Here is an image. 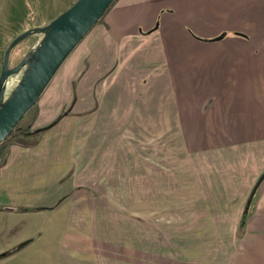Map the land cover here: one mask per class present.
Wrapping results in <instances>:
<instances>
[{
    "label": "rangeland",
    "instance_id": "374dc122",
    "mask_svg": "<svg viewBox=\"0 0 264 264\" xmlns=\"http://www.w3.org/2000/svg\"><path fill=\"white\" fill-rule=\"evenodd\" d=\"M76 1L0 0V74L5 51L15 37L26 30L47 26ZM104 17L95 29L101 28ZM41 39V35H33L19 43L12 51L10 67L18 65ZM202 44L210 43L199 40ZM84 45L83 40L18 129L0 146V170L14 143L32 144L43 138L42 133L26 141L23 138L24 133L39 125L37 119L41 114L67 111L69 90L79 82L73 80L84 78ZM182 58L186 63L182 74L177 75L172 69L173 78L169 77L172 66L165 65L162 59L154 62L155 68L140 57L139 63L129 69L111 71L107 94L98 92L96 96L101 99L91 102L92 109L80 116L64 117L45 134L44 155L57 154L52 155L56 158L52 164L47 165L45 160L44 189L54 196H62L68 190L83 191L86 195L68 197V202L114 207V213L101 215L98 211L97 215L107 216L108 243L118 247L124 243L127 258L132 256L135 240L141 257L146 259L155 240L158 243V239L181 237L199 241V264H228L233 255L237 259L243 250L235 233L243 219L246 200L240 195L246 192L251 178L250 149L229 147L242 142L243 135L238 139V134L194 133L198 128L205 130L202 126L215 129L222 104H227L217 94L210 95L211 87L204 89L210 100L199 102V66L188 63L186 53ZM22 73L9 78L7 96ZM55 100H59L57 111ZM201 106L212 116L199 125ZM180 110L185 114L198 113L194 119L183 117L181 122ZM53 118L46 120L52 122ZM71 169L72 175L65 178ZM57 174L59 182L46 178ZM18 179L13 175L10 181L6 180L5 191L21 194L25 187ZM8 202L17 205L13 199Z\"/></svg>",
    "mask_w": 264,
    "mask_h": 264
},
{
    "label": "crops",
    "instance_id": "0c3cea01",
    "mask_svg": "<svg viewBox=\"0 0 264 264\" xmlns=\"http://www.w3.org/2000/svg\"><path fill=\"white\" fill-rule=\"evenodd\" d=\"M101 24L84 39V78L73 80L79 82L69 90L68 115L67 111L41 114L39 125L23 138L26 141L39 133L43 138L32 144L14 143L7 152L0 170V205L14 210H0V264H199V241L181 237L155 240L146 259L135 240L132 256L127 258L124 243L109 245L108 218L101 216L114 213V207L68 202V197L86 195L83 191L54 196L44 189L45 160L50 165L56 160L52 155L57 154L44 155L45 134L64 117L92 109L91 102L101 99L97 93L107 94L111 71L129 69L140 57L155 68L154 62L162 59L172 66L169 77L173 78L172 69L182 74L183 53L188 63L199 66V102L210 100L204 89L211 87L210 95L217 94L227 104H222L215 129L202 126L205 130L198 128L194 133L238 134V139L243 135L242 142L229 147L250 149L251 178L240 195L246 199L242 212L248 210V216L244 228L238 223L235 233L243 250L227 263L264 264V179L252 194L264 174V0H117ZM219 37L223 38L199 45V38ZM58 101H53L56 111ZM203 107H199V125L212 116ZM195 115L180 110L181 122L183 117L194 119ZM53 116L52 122L46 120ZM57 120L49 130L40 131ZM72 173L71 169L65 178ZM13 175L25 187L21 194L5 191V181ZM46 178L60 181L58 174ZM6 198L17 205L11 206ZM193 246L195 250L189 249Z\"/></svg>",
    "mask_w": 264,
    "mask_h": 264
},
{
    "label": "water",
    "instance_id": "95a60500",
    "mask_svg": "<svg viewBox=\"0 0 264 264\" xmlns=\"http://www.w3.org/2000/svg\"><path fill=\"white\" fill-rule=\"evenodd\" d=\"M116 0H77L70 8L44 27H35L15 37L8 45L0 74V146L14 133L25 115L41 96L61 66L105 16ZM41 35L39 44L15 67H10L14 48L26 38ZM22 73L7 96L9 78ZM259 178L254 194L263 181Z\"/></svg>",
    "mask_w": 264,
    "mask_h": 264
},
{
    "label": "trees",
    "instance_id": "16d2710c",
    "mask_svg": "<svg viewBox=\"0 0 264 264\" xmlns=\"http://www.w3.org/2000/svg\"><path fill=\"white\" fill-rule=\"evenodd\" d=\"M113 5V4H112ZM192 35L193 36H195L196 37V35L192 32ZM223 37H219V38H216V39H207V40H205V39H201V38H199V40H204V41H209V42H212V41H217V40H221ZM64 115V114H63ZM62 115V116H63ZM58 122V120L57 121H55L54 123H52V124H50V125H48V126H46V127H44L43 129H41L40 131H47V130H49L54 124H56ZM18 129V128H17ZM16 129V130H17ZM28 134H30V133H28ZM24 135H26V133H24ZM0 209H4V210H14L13 208H10V207H0ZM247 216H248V210H245V212L243 213V219H242V221H241V229L242 228H244V225H245V223H246V218H247ZM20 247H18L16 250H18ZM7 254H11V252H9V253H6V255Z\"/></svg>",
    "mask_w": 264,
    "mask_h": 264
}]
</instances>
